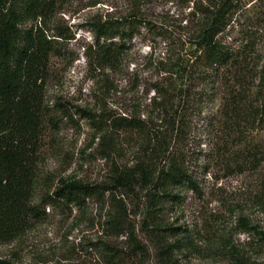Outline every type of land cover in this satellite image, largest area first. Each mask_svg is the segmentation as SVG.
<instances>
[{
    "label": "rangeland",
    "instance_id": "1",
    "mask_svg": "<svg viewBox=\"0 0 264 264\" xmlns=\"http://www.w3.org/2000/svg\"><path fill=\"white\" fill-rule=\"evenodd\" d=\"M209 1L148 0L151 21L164 36L141 29L112 72L92 60L88 23L108 13L124 17L132 0H58L50 26L72 39L51 57L46 81L34 200L39 216L21 237L0 243V260L264 264V131L240 122L251 101L245 96L264 63V0H247L234 14L224 42L236 50L238 61L225 72L218 91L210 90L211 83L205 94L188 81L186 107L178 96L174 109L180 114L175 130L169 120L160 121L152 100L156 63L174 54L175 43L186 34L185 15ZM129 116L157 129L164 125L170 153L186 160L200 193L181 188L174 193L178 202L155 209L154 188L147 189L140 175L123 185L121 176L137 172L153 150L138 133L112 128V118ZM254 152L258 159L251 162ZM153 165L162 167L158 161ZM61 181L106 191L81 209L42 206L41 197ZM162 246L170 248L168 261Z\"/></svg>",
    "mask_w": 264,
    "mask_h": 264
},
{
    "label": "trees",
    "instance_id": "2",
    "mask_svg": "<svg viewBox=\"0 0 264 264\" xmlns=\"http://www.w3.org/2000/svg\"><path fill=\"white\" fill-rule=\"evenodd\" d=\"M245 1L212 0L205 7L185 15L181 24L185 23L183 29L186 34L175 43V51L178 52L161 59L155 67L159 78L152 88V100L161 122L169 120L168 124H172L175 130L180 114L174 109L178 106V96L186 107L188 81L196 82L205 94V86L212 83L210 90L217 92L225 72L237 64L236 50L224 42V37L234 14ZM148 3V0H132L128 14L122 18L117 19L108 13L89 21L92 44L88 50L101 70L115 71L124 51L129 50L141 29L164 36L157 32L151 21ZM57 10L58 0H0L1 244L21 237L32 219L39 216L34 200L46 81L51 57L61 54L63 41L72 39L51 28ZM188 45L192 47L190 50H187ZM255 75L253 87L248 94L245 92V97L252 102H249L246 114H241L246 117L240 122L245 121L264 131V63L257 68ZM242 103H238L239 108ZM111 125L117 131L136 132L144 137V142L153 146L148 162H140L134 174L121 176L124 186L131 185L140 175L147 183V189L154 188L152 201L155 209L169 201L178 202L179 196L174 193L181 188L200 193L199 184L189 173L186 160L170 153L161 132L164 125L157 129L148 120L134 116L112 118ZM257 159L258 152L252 153L251 162ZM157 161L162 165L159 170L153 165ZM105 191L103 186L61 181L50 194L41 197V204L55 210L81 209L87 200L98 198ZM162 247L160 252L168 261L170 248ZM0 264L12 263L0 260Z\"/></svg>",
    "mask_w": 264,
    "mask_h": 264
}]
</instances>
